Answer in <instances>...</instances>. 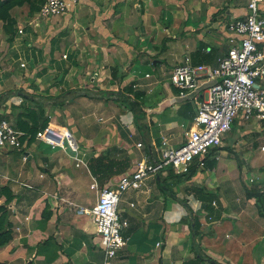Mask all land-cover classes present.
Masks as SVG:
<instances>
[{
    "label": "crops",
    "instance_id": "crops-1",
    "mask_svg": "<svg viewBox=\"0 0 264 264\" xmlns=\"http://www.w3.org/2000/svg\"><path fill=\"white\" fill-rule=\"evenodd\" d=\"M246 14L245 0H81L75 11L50 24L57 39L51 36L47 47L38 28L17 30L12 42L0 40L2 119L17 127L20 117L30 122L34 110L41 123L49 120L47 129L77 138H67L66 150L37 138L27 139L23 151L0 148V192L7 187L13 195L6 205L13 238L0 248V264H103L93 221L67 202L94 206L102 188L116 189L140 162L159 160L163 137L180 147L204 97L183 98L164 76L142 75L134 64H148L170 45L176 66L197 65L196 52L203 49L208 61L201 64L215 67L236 44L227 23ZM184 25L183 48L171 42ZM131 84L145 92L139 115L120 100L119 90ZM139 131L150 137L148 144ZM225 146L224 139L208 161L218 162ZM23 153L29 154L26 163ZM203 172L200 166L187 181L170 172L162 179L151 176L123 195L119 212L128 221L127 245L112 264H264V216L255 202L222 194L209 214L194 191L188 197L186 190L190 183L201 184ZM216 178L207 190L220 186ZM195 218L197 235L188 224Z\"/></svg>",
    "mask_w": 264,
    "mask_h": 264
},
{
    "label": "built area",
    "instance_id": "built-area-1",
    "mask_svg": "<svg viewBox=\"0 0 264 264\" xmlns=\"http://www.w3.org/2000/svg\"><path fill=\"white\" fill-rule=\"evenodd\" d=\"M80 1L46 0L34 18L46 20L67 15L75 11ZM245 2L247 14L229 21L226 26L236 37V44L219 60L217 66L186 62L171 72L172 86L179 89L181 97L191 95L199 99L200 94L204 95L198 103V114L193 128L186 134V141L174 148L163 137L160 159L140 162L136 171L122 178L116 189L102 188L94 206L78 207L66 201L76 209L78 215H86L93 221L104 253L103 264H112L127 245L124 230L128 227V221L122 219L119 212V205L127 191L139 190L144 180L151 176L157 177L170 170L181 175L189 172L194 164L203 166L206 157L223 146L236 119L264 123V0ZM24 136L10 121L0 120V148L23 151ZM67 138L68 131L60 133L56 129H46L37 135V139L53 149L63 150L67 149ZM138 147L143 145L138 144ZM261 151L264 152V145ZM28 160L29 154L23 153V162ZM169 167L171 169H167ZM255 180L250 178L249 182L253 184Z\"/></svg>",
    "mask_w": 264,
    "mask_h": 264
},
{
    "label": "rangeland",
    "instance_id": "rangeland-1",
    "mask_svg": "<svg viewBox=\"0 0 264 264\" xmlns=\"http://www.w3.org/2000/svg\"><path fill=\"white\" fill-rule=\"evenodd\" d=\"M0 1H3V0H0ZM12 16L17 21V25H18V22H21L20 23L21 27H15L12 30L22 31L23 29L24 33H26V30L28 29H32L35 31L38 28L40 35H42L43 37V43H41L43 47H47V46H44V43L47 44L46 40L51 39L50 38L51 36L53 39L57 36V33H55V29L51 30V31H54V34L51 33L49 29L50 24H52L54 20H58L60 17H62V16L55 17L54 19H51V20L50 19L35 20L33 16L32 17L29 16V8L27 5H25L22 8L14 9L12 11ZM38 24H41V25H38ZM43 24H45L46 28H41ZM6 25H7L6 22H0V40L6 38L7 42H9L10 34L6 31L7 29ZM183 28H185V25L180 29V31H178V29L174 31L173 33L174 37L172 40L173 42L171 43L177 44L179 46L181 45L184 48L185 47L184 40L187 39L186 37L188 35V32H184ZM83 31L84 30H82V32ZM227 31L230 32L228 28H227ZM64 34H66V32ZM204 45L207 49L208 48L213 49L212 44L208 43L207 41L204 43ZM67 46H69V44H65L63 47L66 48ZM186 50L187 49H185L184 52ZM164 54L160 53V55H158L157 57L152 58L153 61L149 62L148 64L142 65L141 63H135L134 67L142 75H144L146 72H149L155 78L159 75L162 77L164 76L165 79L169 81V84L172 87L171 72L177 65V62L175 58L171 56L172 52H171L170 45ZM196 56L200 62H203L206 58H208L207 56H205L203 49H199L196 52ZM154 62H158V63L155 65ZM177 90L179 92V89ZM125 105L126 104L124 102L123 106L127 107ZM129 119H132V118H129ZM253 122L256 123V125L258 123V127L254 125ZM263 124H261L259 121H256V120L241 121L240 119H236L232 127V130L225 137L226 146L223 148V150H221V153L219 154V161L217 162L218 163L217 169L211 172V170L205 169L204 167V172L200 176L201 178H199L201 180V184L198 185V184L190 183V185H193L191 186L193 187V190L191 189L190 186L187 187L186 190H187V195H189L188 197H190L192 195V192L195 190L194 186H202L205 189H207V186L209 188H212L213 186L212 184L214 181L213 179L215 177L218 178V184L220 185L216 187L215 190L213 189V192L214 194H216L217 198H220L222 194H226V197L232 196L233 194H238L240 196L243 195V200L247 201L246 187L253 189L254 186H257L264 190V153L260 152L261 146L262 144H264V126L261 127V125ZM58 128L62 130L60 126ZM122 130L125 133H128L129 131H131L129 130V128L127 129L125 128ZM71 137L76 138V136L72 132L69 131L68 139ZM138 138L141 139L145 144L149 143L148 141L150 137H146V136L144 137V135L141 134L140 131L138 132ZM167 169H171V167ZM209 172H211V174H209ZM177 178L181 179L180 177H176L175 179L177 180ZM250 178H255L257 180H255V183L251 184L249 182ZM151 179L154 180L156 178L152 177ZM181 180H185V178L182 177ZM206 181H209V183L206 184L207 183ZM232 197L234 198V196ZM5 202L3 203L0 198V205L6 206ZM253 206L255 207V210H257L256 204H253ZM7 210L10 213V210L8 208ZM259 257L262 258V255L259 254Z\"/></svg>",
    "mask_w": 264,
    "mask_h": 264
},
{
    "label": "trees",
    "instance_id": "trees-1",
    "mask_svg": "<svg viewBox=\"0 0 264 264\" xmlns=\"http://www.w3.org/2000/svg\"><path fill=\"white\" fill-rule=\"evenodd\" d=\"M46 0H3L0 1V22H6L7 29L6 31L10 34L9 42H12L14 37L16 36L17 31H13L12 29L17 27V21L12 16V11L16 8H22L25 5L29 8V16L35 17V15L40 11L41 7L44 5ZM12 30V31H11ZM15 35V36H14ZM204 61H208L204 60ZM203 61V62H204ZM199 60L196 61V64H201ZM125 89V90H124ZM124 89L119 90L121 92V98L120 100H123L127 105L136 112L137 115L141 113L142 108L144 107L145 102V92L140 90H134L132 85L126 86ZM2 104V100H0V107ZM44 111L41 109L40 116H44ZM28 118L30 119V122H27L23 120L21 117L17 124V129L22 131L25 136L22 138V142L24 143L27 139L29 142H33L36 140L37 135L41 131H45L49 126V120L46 119L44 122H40L37 119V113L34 110L29 111ZM4 116L0 115V120H2ZM141 118L138 119V122ZM29 137V138H28ZM216 152V150H214ZM209 156L206 157L204 161V167L209 170H213L217 164V159H213L211 161H208ZM101 161V157H98L95 160V164H99ZM92 165V164H91ZM200 164H194L192 165L189 172L177 175L172 170H170L168 176L172 177H184L186 180H191V178H194L198 174ZM164 173L160 174V178L162 179ZM164 184V181L162 180L160 187L164 188L162 186ZM194 197L198 198L202 201L203 204H205V210L209 214H213V200H215L216 194H214L213 191H209L205 189L204 187H194ZM247 189V199L252 200L255 202L258 211L261 216H264V190L254 186L253 189L246 187ZM5 196L6 202L5 204H10L13 199V195L11 191L6 187L3 188L0 192V198ZM184 202L187 204V200H184ZM202 210V209H201ZM200 212V211H199ZM10 213L7 210V207L5 205H0V248L9 244L13 238V234L11 231L12 223L9 220ZM189 226L191 227L193 233L197 235L198 229L200 227L199 221L195 218L193 222L189 223ZM194 224V225H193Z\"/></svg>",
    "mask_w": 264,
    "mask_h": 264
},
{
    "label": "bare ground",
    "instance_id": "bare-ground-1",
    "mask_svg": "<svg viewBox=\"0 0 264 264\" xmlns=\"http://www.w3.org/2000/svg\"><path fill=\"white\" fill-rule=\"evenodd\" d=\"M194 129H196V128L194 127ZM60 133H63V132L60 131Z\"/></svg>",
    "mask_w": 264,
    "mask_h": 264
},
{
    "label": "water",
    "instance_id": "water-1",
    "mask_svg": "<svg viewBox=\"0 0 264 264\" xmlns=\"http://www.w3.org/2000/svg\"><path fill=\"white\" fill-rule=\"evenodd\" d=\"M109 94V93H108ZM118 94V93H117Z\"/></svg>",
    "mask_w": 264,
    "mask_h": 264
}]
</instances>
